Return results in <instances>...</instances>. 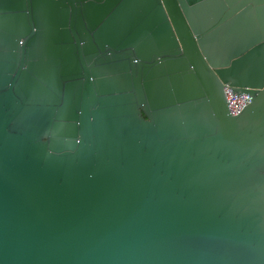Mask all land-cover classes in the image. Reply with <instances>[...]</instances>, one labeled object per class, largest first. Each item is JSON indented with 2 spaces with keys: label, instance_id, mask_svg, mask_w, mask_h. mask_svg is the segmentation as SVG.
I'll list each match as a JSON object with an SVG mask.
<instances>
[{
  "label": "water",
  "instance_id": "obj_1",
  "mask_svg": "<svg viewBox=\"0 0 264 264\" xmlns=\"http://www.w3.org/2000/svg\"><path fill=\"white\" fill-rule=\"evenodd\" d=\"M0 264H264V0H0Z\"/></svg>",
  "mask_w": 264,
  "mask_h": 264
},
{
  "label": "built area",
  "instance_id": "obj_2",
  "mask_svg": "<svg viewBox=\"0 0 264 264\" xmlns=\"http://www.w3.org/2000/svg\"><path fill=\"white\" fill-rule=\"evenodd\" d=\"M224 91L227 100V106L229 112L232 115L239 114L251 100V97L247 93L236 94L233 93L229 88H225Z\"/></svg>",
  "mask_w": 264,
  "mask_h": 264
}]
</instances>
